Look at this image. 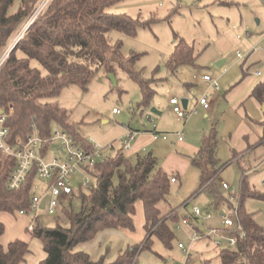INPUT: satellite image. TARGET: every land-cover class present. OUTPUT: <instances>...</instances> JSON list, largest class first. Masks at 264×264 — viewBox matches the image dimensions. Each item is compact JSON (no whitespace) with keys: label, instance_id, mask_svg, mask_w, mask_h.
Here are the masks:
<instances>
[{"label":"rangeland","instance_id":"obj_1","mask_svg":"<svg viewBox=\"0 0 264 264\" xmlns=\"http://www.w3.org/2000/svg\"><path fill=\"white\" fill-rule=\"evenodd\" d=\"M44 1L37 2L28 19L12 34L0 61L7 57L10 48L23 37V29L28 26L34 12ZM50 1H47L39 14ZM18 4L19 1L15 0L8 13H14ZM107 11L139 20L140 24L134 36L111 31L108 38L112 43L121 42L124 60L130 59L133 53L138 55L132 64L133 71L140 72L145 80H157L153 85L155 93L149 105L140 106L139 86L119 68H116L113 74L116 86L107 78L108 74L100 71L93 76L85 90L70 86L50 101L56 102L68 113L69 124L74 126L82 137L92 140L101 148L112 146L115 151L120 148L119 140L129 132L134 133L137 138L139 133L145 135L144 131L153 127L163 128L169 136L168 140L164 143L149 142L147 147L150 148L145 153L151 151L158 166L167 165L170 169L175 167V158L189 161L188 158L192 155V152L177 144V132L184 130V143L197 147L202 136H207L214 128L216 157L220 166L224 165L215 182L220 186H228L227 190L221 189L223 194L236 196L241 177L245 173L249 185L254 186L263 197L246 198L243 208L258 226L264 228V162H261L264 144L232 159L233 153H239L262 134L264 104L258 103L252 97V91L255 86L264 83V44L261 42L264 35V1L122 0ZM179 40H184L193 47L195 61L193 65L179 67L173 74L168 70L167 62ZM238 54L240 59L237 58ZM220 62L222 65L218 67ZM30 65L40 68L34 60ZM204 75L216 80L217 90L210 89L203 83ZM204 93L211 105V110L207 113L208 118H203L201 109L198 108V112L191 115L185 123H179L171 110L169 99L176 97L179 101L188 100L190 112L196 100ZM114 109L119 113L113 114ZM152 109L160 115L151 113ZM60 129L53 126L52 131ZM135 148L124 151V156L131 162H134L137 156ZM106 150V155L111 153V149ZM43 151L38 148L36 154L45 155V160L62 158L57 149H48L45 153ZM138 153L145 154L141 150ZM170 154L172 156L169 157ZM198 184L199 172L191 165L176 184H171L167 200L161 202L158 208L161 215H166L178 207V220L172 224L174 239L170 247H166L156 237H151L150 249L139 253L136 258L139 264H222L218 257L219 251L231 249L225 245L217 247L210 239L194 242L188 257L178 248L179 244L189 246L192 235L190 228L182 224L183 219L190 217L195 207L202 212L212 208L211 196L204 192L194 194ZM46 190L47 181L34 179L31 196L40 195ZM233 203L237 207L236 197ZM79 205L76 200L73 202L76 210ZM223 205L229 210L227 204ZM219 210L220 208L210 210L213 218L207 224L209 227L221 229ZM34 215L30 213L20 216L18 212L0 214V222L5 227L0 244L6 248L9 243L20 240L28 245L29 253L22 264H40L46 256L43 243L27 231ZM37 216L43 227L54 228L57 223L61 227H67L65 219L60 215L49 216L46 211H39ZM133 224V231H123L126 239L121 252L128 246L140 244L146 238L141 201L136 203ZM35 225L34 221L33 226ZM190 226L203 233L200 222L191 220ZM114 236L106 240L107 262L115 261L120 253L116 248L121 239ZM101 238L105 239L103 234L90 241L89 247L83 244L78 246L77 250L85 251L90 256H105Z\"/></svg>","mask_w":264,"mask_h":264},{"label":"trees","instance_id":"obj_2","mask_svg":"<svg viewBox=\"0 0 264 264\" xmlns=\"http://www.w3.org/2000/svg\"><path fill=\"white\" fill-rule=\"evenodd\" d=\"M15 0H0V58L9 45V40L20 24L28 19L39 0H18L17 10H8ZM122 0H51L25 31L23 37L0 64V110L8 114L5 127L8 143L17 138L26 139L34 126L39 138L48 141L53 126L60 127L85 151L93 146L69 124V115L51 98L70 86L85 90L93 76L104 71L114 74L116 68L123 70L137 83L141 94L140 106L149 105L157 80H145L140 72L132 70L137 54L124 60L120 41L111 42L108 34L116 31L125 36H134L140 24L125 14L107 11ZM2 55V56H1ZM34 60L40 68L30 65ZM194 49L184 40H179L167 62V68L175 74L179 67L193 65ZM252 97L264 104V83L252 91ZM10 110L12 114L9 115ZM264 140V122L261 123ZM264 142L262 141L261 144ZM49 142L41 146L43 153ZM216 132L214 128L202 140L198 151L189 156L190 165L199 172V184L195 193L204 192L212 198L215 210L221 204L230 203L231 194H223L217 184L223 166L216 157ZM105 154L102 160L87 169L91 182L80 189L75 198L80 203L76 210L73 202L58 211L67 227L56 224L54 228L40 225L39 217L32 230L27 231L43 243L45 258L40 264H139V253L150 249L151 237H156L166 247L174 239L172 224L177 222V208L161 215L158 205L165 202L170 193L171 178L159 166L157 159L146 153L137 155L134 162L124 156V150ZM237 155L233 153L232 159ZM15 167V159L0 152V214L27 210L30 204L33 181L32 171L18 190L8 189V180ZM237 199V214L246 237L235 250H221L218 257L222 264H264V228L258 226L248 215L243 203L246 198H261L262 193L251 188L243 173ZM137 201L142 202L146 238L137 245L128 246L113 262L105 256L96 261L78 246L91 241L97 233L105 230L133 231V216ZM207 210V211H209ZM57 218V217H56ZM5 227L0 222V238ZM29 253L28 245L15 240L4 248L0 244V264H22Z\"/></svg>","mask_w":264,"mask_h":264},{"label":"built area","instance_id":"obj_3","mask_svg":"<svg viewBox=\"0 0 264 264\" xmlns=\"http://www.w3.org/2000/svg\"><path fill=\"white\" fill-rule=\"evenodd\" d=\"M47 1L48 0H45L42 6L40 5L39 8L36 9L28 26H30L38 16ZM26 28L24 30H26ZM262 39L264 42V35ZM237 58L240 59L241 56L238 54ZM2 60L3 59H1L0 64ZM202 81L208 88L214 90L218 89L216 80L210 78L208 75H204ZM197 103L205 111L211 107L210 101L205 93L199 97ZM169 105L172 107L171 110L175 114L177 120L181 122L186 121L191 115L197 113L196 109L190 112L187 108L184 109L181 101L176 97L169 99ZM130 112L133 111L130 110ZM112 113L118 114L119 111L114 109ZM10 114H12V110H10L9 115ZM7 118L8 114L0 110V152L15 159V167L8 180V189L18 190L32 171L35 172L37 179L47 181V190L40 195L36 194L32 196L28 209L18 212L20 216H25L30 213L35 214L28 226V230H32L34 228V221L38 218L37 212L46 211L47 215L56 216L62 206L75 200L80 189H86L89 186L91 177L86 170L92 168L97 161L102 160L107 152L106 149H110L111 146L101 148L95 145L92 140L88 139L93 148L91 151H85L83 148L77 146L72 138L61 129L53 131L50 139L48 141H43L39 138L34 126L31 128L32 134L26 139L17 138L13 143H8V130L5 127ZM176 135L178 141H182L183 131L181 130ZM152 136L154 140L167 139L166 134L157 133L155 128L153 129ZM135 138L136 135L129 132L120 140V145L124 151L130 150ZM45 142L50 143L48 149H57L62 155V158L45 160V155H37L36 150L41 148L42 144ZM174 182L175 179L171 178V183ZM221 187L222 189H228L226 184H222ZM43 199L45 203L43 209H41L40 205ZM229 200L232 204V208L230 207L229 210H226L224 208L225 205H222L219 210L221 229L209 227L207 224L212 220V214L210 211L202 212L198 207L192 210L190 217H185L183 219L182 224L189 227L192 232L189 246L185 247L182 244L178 245V248L185 254V257L189 256L191 245L198 240L207 238L217 247L225 245L231 250H235L238 243L246 237V233L238 219L237 207L233 205L234 196L232 194ZM228 211L231 212L229 213ZM191 220L201 223L203 233L197 228L190 226Z\"/></svg>","mask_w":264,"mask_h":264},{"label":"crops","instance_id":"obj_4","mask_svg":"<svg viewBox=\"0 0 264 264\" xmlns=\"http://www.w3.org/2000/svg\"><path fill=\"white\" fill-rule=\"evenodd\" d=\"M262 38H263V35H262ZM261 38V42L264 44V42H263V39ZM218 64H220L218 67H220L221 65H222V62H220V63H218ZM204 83V82H203ZM205 84V83H204ZM206 85V84H205ZM186 87H188V85H186ZM256 87V86H255ZM198 108H200L201 110V114H202V116H203V118H208V111L209 110H211V107H210V109H208V110H203L202 109V107L201 106H199L198 105V103H197V100H196V103H195V105H194V108H193V110L194 109H196V111L198 110ZM187 109H188V100H187ZM198 112V111H197ZM158 116L160 115V113L159 114H157ZM189 119V118H188ZM187 119V120H188ZM176 120H177V118H176ZM186 120V121H187ZM178 121V120H177ZM186 121H182V122H186ZM179 123L181 122V121H178ZM181 122V123H182ZM262 128V127H261ZM154 129V128H153ZM153 129H150L149 131L148 130H146V131H144V133H145V135L143 134V133H139L138 135H137V138H135V141L132 143V145H131V149H132V147H136L135 148V151H136V155H139V153L137 154V152L139 151V150H141L142 151V153H145V152H147V150H149L148 148H150V147H147V144L149 143V142H159V141H161V142H165V141H167L168 140V135H166L167 136V139L166 140H161V139H158V140H154L153 139V136H152V133H153ZM155 131L157 132V133H160V134H165L166 132H164L163 131V128H159V129H157V128H155ZM183 131V139H182V141H178V137H177V135H176V141H177V144L179 145V146H182L185 150H187V151H190V152H192V155H194L197 151H198V149L200 148V146H201V143H202V140H203V138L206 136H202V140H201V143H200V145L199 146H195V145H188V144H186V143H184V130H182ZM178 133V132H177ZM176 133V134H177ZM263 131H262V134H261V136L259 137H257V138H255L254 140H253V143H251V144H248L242 151H240L239 153H237V152H235L237 155H235L236 157H235V159L238 157V156H240V155H242V154H245V153H249V152H251V151H253V149L255 148V150L258 148V146H260L261 145V143H262V141L264 142V140H262L263 138ZM122 139V138H121ZM120 139V140H121ZM120 140H119V143H120ZM148 141V142H147ZM264 144V143H263ZM149 153H151V151L149 152ZM146 154V153H145ZM262 154H263V158L261 159V162H262V160H263V162H264V153L262 152ZM170 156H172V154H170L169 155V157ZM175 161H176V163H175V167H173L174 169H170V168H168L167 167V165H164V166H162V167H160L164 172H166L167 174H169V175H177L178 177L176 178V181L174 182V183H171V184H176L179 180H180V178H181V175L184 173V172H186L187 170H188V168H189V165H190V162L189 161H185V160H183V159H179V158H175ZM247 176V175H246ZM249 184V183H248ZM250 186V185H249ZM251 188H253V189H255V187L254 186H250ZM221 189H222V187H221ZM197 190V189H196ZM194 194H197V193H194ZM226 195V194H225ZM212 199V198H211ZM213 201V200H212ZM223 205V204H222ZM221 206V205H220ZM220 206L219 207H217V209L218 208H220ZM143 207V206H142ZM216 210V209H215ZM135 211H136V207H135ZM210 211V210H209ZM143 217H144V213H143ZM100 234H103L104 235V237H105V239L103 238H101L102 239V242L104 243L103 244V247H106L107 245H105L106 244V240H108L111 236H114V237H120V239H121V241L120 242H118L117 244H118V247L116 248V250H118L117 252H121V250H122V248H123V246H124V240L126 239V236H125V233L123 232V231H116V230H105V231H101V232H99V233H97V235L93 238V239H95L98 235H100ZM92 239V240H93ZM91 240V241H92ZM145 240V239H144ZM90 242V241H89ZM89 242H87V243H85L84 245L85 246H88L89 245ZM143 242V241H142ZM105 245V246H104ZM83 247V246H82ZM89 247V246H88ZM101 252V251H100ZM101 257V255L100 256H98V254L97 255H91V259L93 260V261H96L97 259H99Z\"/></svg>","mask_w":264,"mask_h":264},{"label":"water","instance_id":"obj_5","mask_svg":"<svg viewBox=\"0 0 264 264\" xmlns=\"http://www.w3.org/2000/svg\"><path fill=\"white\" fill-rule=\"evenodd\" d=\"M28 27H29V26H28ZM28 27L26 28V30L28 29ZM26 30H24V32H25ZM15 45H16V43L10 48L9 52L14 48ZM9 52H8V53H9ZM219 65H220V64H217V66H219ZM107 78L112 82L113 86H116V81H115V77H114L113 74H108ZM181 103H182L183 108L186 109V108H187V100H186V99H182V100H181ZM151 113L156 114V115L159 114V113L155 112L154 109L151 110ZM53 147H54V146H53ZM44 203H45V200L43 199L42 202H41V205H40V208H41V209H43V207H44Z\"/></svg>","mask_w":264,"mask_h":264},{"label":"bare ground","instance_id":"obj_6","mask_svg":"<svg viewBox=\"0 0 264 264\" xmlns=\"http://www.w3.org/2000/svg\"><path fill=\"white\" fill-rule=\"evenodd\" d=\"M22 32H24V29H23V31H22ZM22 32H21V33H22Z\"/></svg>","mask_w":264,"mask_h":264}]
</instances>
